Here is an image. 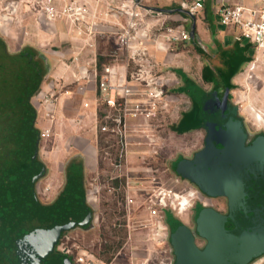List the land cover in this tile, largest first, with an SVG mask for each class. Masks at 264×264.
Masks as SVG:
<instances>
[{"label": "rangeland", "instance_id": "1", "mask_svg": "<svg viewBox=\"0 0 264 264\" xmlns=\"http://www.w3.org/2000/svg\"><path fill=\"white\" fill-rule=\"evenodd\" d=\"M178 1L147 0L146 4L154 2L165 7ZM208 23L204 14L196 18L197 44L208 49L214 46L215 41L210 26L216 30L218 38L222 39L221 42L225 46L236 44V35L229 27L218 24L216 19ZM160 32L172 45L159 48V76L164 74L166 80H164L163 95L159 100V142L156 153L147 150H145L147 152L134 151L129 155L127 167L116 169L114 161L116 155L111 146L112 142L101 132L100 125L96 129L95 124L82 115H56L51 122H47L45 118L41 119L45 124L38 126L39 132L48 125L52 136L41 144L42 152L38 159L41 163H46L48 172L47 179L37 185L40 205H49L52 202L54 195L59 191L58 180L62 178L64 166L79 156H85L87 161V192L95 193L93 196L89 195V205L93 210V216L88 217V222L91 223L62 233L55 250L57 253L59 250L70 251L74 259L80 254L88 253L107 264H173L171 247L165 239L167 238L164 228L166 222L162 224L163 230L160 227L157 229L155 220L150 218L142 201V198L152 193L155 188L185 197L194 194L188 199L184 198L187 200L186 203L188 200L190 202L186 212L179 213L172 208L165 210L182 223L194 227L191 210L198 200V194L195 196L196 192L193 191L191 183L177 178L174 169L178 161L175 163L173 161L179 155L187 159L195 152H202L201 155H204L205 141L219 116L225 78L221 70L217 72L213 66L204 64V56L200 55L195 43L170 41L167 28L160 29ZM246 54L245 63L237 61L229 64L230 69L239 67L233 71L230 103V106L236 108L237 113L229 109L230 112L223 118L219 130L208 145L212 151L210 170L218 177L220 186L222 185L231 195H214L208 192L211 200L205 198L204 201L211 206L206 207L211 208L210 211L216 214L218 210L225 212L227 207L231 208L232 214H236L235 211L248 213L249 207L255 210L259 206L258 203L261 204L259 199L255 200L256 195L261 196L264 193V175L261 174V171L264 172V158L257 157L253 160L248 152L257 136L264 135V53L250 47ZM154 63L156 64L155 61ZM51 66L50 63L47 65L48 72ZM178 72L201 85H204L202 73L208 78L217 79L218 94L216 99H213L215 110L209 111L213 115L211 122L209 126L203 125L201 131L189 132L179 123L182 116L189 111L190 100L177 92L181 82ZM14 74L16 73L11 69L0 71L3 82L6 79H17ZM18 76L19 81L24 82L22 71ZM203 87L209 89L205 85ZM168 96L170 100H165ZM197 100L199 101L198 97ZM100 110L103 112V106H100ZM9 117L10 115H0V135L3 136L0 137L2 141L0 147L5 146L3 149L6 150L5 153H0V179L2 175L5 179L18 178L21 184L23 178L21 176L24 174L23 164L13 158L14 154L8 152L15 149L22 141L17 138V134L16 137H8L9 132H4L7 130L6 124L11 122ZM101 121L100 117L99 123ZM199 126L192 127L193 131ZM30 149L29 146L28 151ZM24 155L21 154V157H25ZM28 156L31 157L32 154L27 153ZM171 162H173L172 167ZM53 179L54 185H44ZM115 182H118V187H115ZM260 182L263 184L261 187ZM7 195L14 198V194H10L9 189L0 183V264H47L50 259H57L59 256L56 255L57 253L53 256L55 252L53 249L49 251L48 248H41L48 235L58 234L56 227L54 231V228L49 227L41 217L33 218L31 213L22 215L21 212L13 211V204L10 208L4 206L6 202L2 200L6 199L2 198ZM127 195L137 198V204L131 215L125 211ZM239 195L244 200L238 197ZM237 197L241 200L240 203L235 201ZM254 210L252 212H255ZM37 212L38 210L35 214ZM239 219L240 222L243 221V218ZM250 221H256V216Z\"/></svg>", "mask_w": 264, "mask_h": 264}, {"label": "crops", "instance_id": "2", "mask_svg": "<svg viewBox=\"0 0 264 264\" xmlns=\"http://www.w3.org/2000/svg\"><path fill=\"white\" fill-rule=\"evenodd\" d=\"M62 1L57 0V4L62 5ZM78 1L88 4L97 15V35L92 39L79 32L66 20L48 21L43 15H39L27 1L21 2L18 5V9L9 16V19L2 15L0 11V59L3 60L0 61V71L11 69L16 73L14 75L18 77L17 79L14 77L15 80L13 78L12 80L6 79L7 81L5 80V82L0 77V87L2 89L0 92V115H10L11 117L8 119L13 121L12 123H16L17 129L11 132V136L16 137L15 134H17V138H21L23 144L21 146L18 145L8 153L17 155L15 156L17 161L23 159L25 163L28 162L31 166L30 169L25 167L28 170L27 183L31 187L33 197H35V200L39 204L41 200L37 191V185L47 179L48 172L46 163H41L38 159L42 152L41 144L45 140H48L42 137V132L50 129L47 125L46 128L43 127V129L45 128L44 130L41 129V133L39 132L38 126H41V124L44 126L45 124L44 122L42 123L41 119L45 118L47 122H51L46 116L53 115V119H55L56 115H82L90 119L97 129L100 125V115H106L105 110L103 112L100 110V106L102 107V105L99 103L98 78L102 74L104 66L110 64L126 66L128 63L126 55L120 50L116 36L114 35L118 30L115 24L125 26L127 23L126 19L116 14H107V12L109 11V6L117 7L121 3L131 4V1L109 0V4L98 2L97 0ZM184 1L192 0H179L173 3V5L165 7L154 2H148L147 4L145 2V7L150 13H148V20L142 29L143 31L150 32L151 35L144 40L153 63L155 61L157 64L154 63L157 75L159 76V48L163 49L166 45H172V43H168L163 38L164 34L160 32V29L169 27L186 31L190 34V42L195 43L200 55L204 56V64L206 66H213L216 69L219 68L217 70H222L216 63L225 64L226 61L232 62L233 60L231 59L237 53L241 54V58L245 63L246 53L249 52L250 47H253L247 41H239L237 39V31L233 27L229 28L236 35V44L234 46H225L221 42L222 39L218 38L216 30L211 28V26V34L213 41H215L214 46L208 49L197 44L195 38L197 32L196 18L200 14L205 15L207 23L210 20L216 19L218 24H220L218 15L216 14L215 0H207L205 9L196 16H191L189 13L181 10V5ZM210 6L211 9H209ZM175 23L179 26H176ZM188 27L190 30H188ZM190 42L183 43L189 44ZM87 43H91L93 46H88ZM117 51L119 57L116 59L112 55ZM49 63L52 66L48 72L46 69ZM20 71L24 74V82L22 83L19 81L18 76ZM178 75L181 77L178 87L181 88L180 92L182 90L180 94L190 100L189 111L182 116L179 123H181V127L184 130H189V132L201 131L203 130V125L209 126L211 122L210 120L213 115L209 111L211 109L215 110L214 101H209L202 107L201 103H199L201 101L197 100V97L201 95V84L187 75L181 73H178ZM164 77H166L164 74L159 76V90H163L164 88V80H166ZM50 95L56 96V101L53 105H48L45 102L46 98ZM165 100H170V97H166ZM85 104L89 106L85 107ZM230 109L237 112L233 106H230ZM197 125L200 126L193 131L194 128L192 127ZM27 139L29 140L28 143H26ZM260 142L264 143V135H258L251 143L250 148ZM29 146L31 147L30 151H28ZM204 150V155H201L202 152H195L188 159L179 155L173 161L174 163L178 161L174 169L177 178L191 183L193 191L196 192L195 196L198 194V200L191 210V220L193 217L194 227H190L182 223V221L177 220L174 215H167L166 213V223L163 222L165 223L164 228L167 232V238L165 239L168 240L171 247L173 264H179L177 249L172 243L173 234L179 227L176 224L185 226L192 233L194 244L201 252L204 253L209 246L208 239L201 231L202 222L200 220L201 212L211 210V208L208 209L206 207H210L211 205L206 204L204 201L205 198L211 200V197L208 195L209 187L206 184L207 178L205 173L206 141ZM5 151L0 149V153H5ZM27 153L32 154V156L27 157ZM21 154H25V157H21ZM173 162H171V167ZM36 166L40 170L38 175ZM86 167L87 161L85 160V156L76 157L74 160L68 162L64 166L62 178L58 180L59 184L57 180L55 181L59 185L58 193L54 195L49 205L42 204L43 208L49 209L54 207V213L57 216H62L63 214L67 216V214H70L72 218L68 224L61 227L58 238H54L51 247L53 250L57 249L59 236L62 233L69 232L79 226H88L91 223L88 222V217L93 216V210L89 205L90 197L86 187ZM214 176L218 181V177ZM49 181L50 183L44 182V185L55 184L54 179ZM227 208L225 212L219 210L216 212L220 216L230 218L232 211L230 207ZM84 210L85 212L83 213ZM198 210L203 211L198 212ZM171 219L172 224L169 223ZM259 224L260 222L256 225ZM55 254L53 256H56ZM67 257L66 259H62L68 261L69 264H74L72 259ZM263 257L264 250L257 252L248 262L242 264H252ZM57 259L59 258L57 257ZM57 259H50L47 264H53Z\"/></svg>", "mask_w": 264, "mask_h": 264}, {"label": "built area", "instance_id": "3", "mask_svg": "<svg viewBox=\"0 0 264 264\" xmlns=\"http://www.w3.org/2000/svg\"><path fill=\"white\" fill-rule=\"evenodd\" d=\"M23 1H27L48 21L66 20L90 39L97 35L96 13L88 4L78 0H63L62 5L57 4V0H0L2 15L9 19ZM97 1L109 4V0ZM130 1L131 4L109 6L107 12L126 19L125 26L115 24L118 30L114 35L128 63L126 66L115 64L104 66L97 82L100 93L99 103L106 112V115L101 116L100 130L112 142L111 146L116 155L114 159L116 169L126 168L129 155L134 151L156 153L159 142V100L163 95V91L159 90L156 66L144 40L151 35L150 32L142 29L150 13L145 7L147 0ZM206 2L207 0L184 1L181 10L196 16L205 9ZM214 4L221 25L233 27L237 31L239 41H247L257 52L264 53V0H215ZM167 29L170 41H191L188 32L173 27ZM87 45L93 46L91 43ZM112 56L117 59L118 51ZM55 101L54 95H50L45 100L48 105H53ZM88 106L85 104V107ZM48 118L53 119V115H48ZM42 137L50 138V129L44 130ZM129 188H131L130 184ZM94 194L91 192L89 195ZM191 196L194 194L185 197L155 188L152 193L143 197L142 201L150 218L155 220L157 229L160 227L163 230L165 210L172 208L179 213L186 212L190 202L188 200L185 204L183 200ZM134 197L126 196L125 211L128 215L132 214L137 204V198ZM59 252L70 257L74 264H107L88 253L80 254L74 259L70 251L59 250ZM252 264H264V257Z\"/></svg>", "mask_w": 264, "mask_h": 264}, {"label": "water", "instance_id": "4", "mask_svg": "<svg viewBox=\"0 0 264 264\" xmlns=\"http://www.w3.org/2000/svg\"><path fill=\"white\" fill-rule=\"evenodd\" d=\"M229 92L230 88L225 93L217 122L206 140L205 173L208 180L206 184H208L209 193L214 195L231 196L224 187L220 186L213 173H211L212 152L208 146L225 117ZM254 147L248 150L250 157L253 160L257 157L264 158V143L260 142ZM261 174L264 175V172L261 171ZM259 184L260 187L263 186L262 182ZM256 196L255 200L259 199L261 204L258 203L259 206L255 210L253 207H249L248 213L235 211L236 214H232L228 219L212 211L200 213L201 231L209 241V246L204 253L194 244L192 233L185 226H179L172 237V243L177 249L179 264H242L248 262L257 252L264 250V193L261 196ZM238 197L244 200L242 196L239 195ZM238 197L235 201L240 203L241 200ZM253 210L255 212H252ZM253 216H256V221H250ZM240 217L243 218L242 222H240ZM71 219L70 214L58 216L56 230L59 231ZM258 222L260 224L256 225ZM55 227L54 231H56ZM53 242V238L46 240L43 248H48L50 251ZM53 264L69 263L65 259H57Z\"/></svg>", "mask_w": 264, "mask_h": 264}, {"label": "trees", "instance_id": "5", "mask_svg": "<svg viewBox=\"0 0 264 264\" xmlns=\"http://www.w3.org/2000/svg\"><path fill=\"white\" fill-rule=\"evenodd\" d=\"M179 73V72H178ZM181 73V72H180ZM232 88V86L230 87V89ZM182 92V91H181ZM199 100L201 101V102H199V103H201V105H202V107H204L206 104H207V102L206 101H203L202 100V96L200 95L199 97ZM200 106V105H199ZM200 109V108H199ZM11 117V116H10ZM9 117V118H10ZM13 121H11V122H9L10 124H6V128H7V130H5L4 132H9V133H7L8 134V137H12L11 136V132L13 131V130H15V129H17V127H16V123H12ZM14 124V125H13ZM3 132V133H4ZM0 137L1 138H3V136L2 135H0ZM19 138V137H18ZM21 139V138H20ZM21 141H22V139H21ZM28 141L29 140H27L26 141V143H28ZM0 142H2L1 140H0ZM23 143H21L19 146H21ZM5 147V146H4ZM4 147H0V149L1 150H4L3 148ZM15 156H17V155H15ZM14 155H13V158L15 157ZM16 159V158H15ZM7 160H9V158H7ZM18 162H20L21 164H23V166H22V169H23V172H24V174L21 176V177H23L22 178V180H21V184L19 183V181H18V178H10V179H5V177H3V175H2V177H1V179H0V183L3 185V186H5V187H7V189H9V191H10V194L11 193H13L14 194V198H11L9 195H7V196H4L2 199H6V200H2L3 202L5 201L6 202V204L4 205V206H7V207H11V204H13V208L12 209H14L13 211H18L19 213L21 212V214L23 215V214H25V213H31V215H32V217L34 218V217H41L42 218V220H44L47 224H48V226L49 227H52V228H54L55 226H56V221H57V219H58V216L57 215H55V213H54V207H52V208H49V209H47V208H43V206H41L36 200H35V197H33V195H32V191H31V187L30 186H28L29 184L27 183V174H28V170H26L25 169V167H27L28 169H30L31 168V166L29 165V163L27 162V163H25L24 161H23V159L22 160H18ZM36 171H37V175H38V173L40 172V170H39V168L36 166ZM20 179V178H19ZM115 184H116V186L115 187H118V182H115ZM1 201V200H0ZM36 210H38V212L35 214V212H36ZM85 212V210L83 211V213ZM57 214V213H56ZM169 213H167V215H168ZM71 221V220H70ZM69 223V222H68ZM169 223H171L172 224V219L170 220V222ZM176 226H180V225H177L176 224ZM60 230V229H59ZM58 231V230H57ZM61 231V230H60ZM60 231H58L57 233L59 234V232ZM58 234L57 235H54V237L53 236H49L48 235V237L47 238H49V239H51L52 237H53V239L54 238H58ZM60 237V236H59ZM46 238V240H48ZM44 247V246H43ZM43 247H41V248H43ZM50 250H52V249H50ZM55 251V250H54ZM54 253H57L56 251L54 252ZM57 256H59L58 258L59 259H62V258H65L66 259V255H64V254H61V253H57L56 254ZM67 258H69V257H67Z\"/></svg>", "mask_w": 264, "mask_h": 264}, {"label": "flooded vegetation", "instance_id": "6", "mask_svg": "<svg viewBox=\"0 0 264 264\" xmlns=\"http://www.w3.org/2000/svg\"><path fill=\"white\" fill-rule=\"evenodd\" d=\"M241 57H242L241 54H238L237 53L231 60H233L232 62L240 61L243 64L244 62H243V60H242ZM226 62H225V64H223V63H216L219 67L222 68L221 73H222V75L225 78V82H224L225 89H224V95H223V98H222V102H223V99H224V96H225L226 91L228 90V88H230L232 86V75H233V71H235L236 69H239V67L237 68L236 66H235V69L233 68L234 70L233 69H230V67H229L230 65L229 64L232 63V62H227V63ZM217 72H218V70H217ZM202 80L204 82V85L209 88V89H206L205 87H203L201 85L200 94L202 96V100L203 101H206V102H209V101H212L213 99H216L217 94H218V82H217V79L215 80V79H213V77H209L208 78L204 73H202ZM178 89L179 90L177 92L180 94L181 93L180 92V89L181 88H178ZM231 98H232V95H231V89H230L229 99H228V103H227V110L225 112V116L228 114V111L230 109ZM222 102H221V104H222Z\"/></svg>", "mask_w": 264, "mask_h": 264}, {"label": "bare ground", "instance_id": "7", "mask_svg": "<svg viewBox=\"0 0 264 264\" xmlns=\"http://www.w3.org/2000/svg\"><path fill=\"white\" fill-rule=\"evenodd\" d=\"M183 202L186 204L187 200H186V199H184V200H183ZM181 213H184V212H181Z\"/></svg>", "mask_w": 264, "mask_h": 264}]
</instances>
